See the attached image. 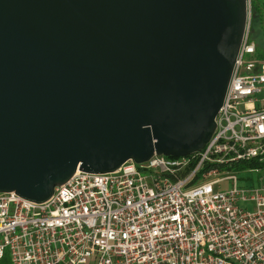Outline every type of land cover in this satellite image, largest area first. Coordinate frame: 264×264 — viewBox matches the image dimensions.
Returning <instances> with one entry per match:
<instances>
[{
  "label": "water",
  "instance_id": "1",
  "mask_svg": "<svg viewBox=\"0 0 264 264\" xmlns=\"http://www.w3.org/2000/svg\"><path fill=\"white\" fill-rule=\"evenodd\" d=\"M246 0H0V193L43 203L211 140Z\"/></svg>",
  "mask_w": 264,
  "mask_h": 264
},
{
  "label": "built area",
  "instance_id": "2",
  "mask_svg": "<svg viewBox=\"0 0 264 264\" xmlns=\"http://www.w3.org/2000/svg\"><path fill=\"white\" fill-rule=\"evenodd\" d=\"M246 2L240 50L202 151L182 158L154 155L139 165L128 161L110 174L76 172L43 203L0 193V259L264 264V184L240 190L232 173L241 164H264V62L254 57ZM224 183L232 187L220 191Z\"/></svg>",
  "mask_w": 264,
  "mask_h": 264
},
{
  "label": "rangeland",
  "instance_id": "3",
  "mask_svg": "<svg viewBox=\"0 0 264 264\" xmlns=\"http://www.w3.org/2000/svg\"><path fill=\"white\" fill-rule=\"evenodd\" d=\"M257 9L259 10V15L262 18L259 21L257 18L253 17L251 14V22L249 25L250 40L256 46V53L254 57L259 62H264V6L261 0H253ZM256 172L254 169H256ZM232 173L238 178L237 188L242 189H254L257 186L264 184V167L252 164H241L237 168L232 169ZM220 191H227L232 187L231 183H224L221 186ZM241 208H245L247 211H253L252 204L239 205Z\"/></svg>",
  "mask_w": 264,
  "mask_h": 264
},
{
  "label": "trees",
  "instance_id": "4",
  "mask_svg": "<svg viewBox=\"0 0 264 264\" xmlns=\"http://www.w3.org/2000/svg\"><path fill=\"white\" fill-rule=\"evenodd\" d=\"M251 2V10H252V16L257 18L259 21H261V17L259 15V10L257 9V5L256 3L253 1V0H250ZM261 2L264 3V0H261ZM264 6V4H263ZM253 166H256L255 163H251ZM258 165V163H257ZM259 165H262L264 167V164H259ZM0 264H11L10 260L8 259V257L6 255L3 256L2 259H0Z\"/></svg>",
  "mask_w": 264,
  "mask_h": 264
}]
</instances>
